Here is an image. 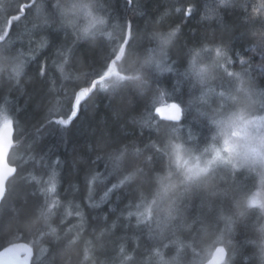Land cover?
Here are the masks:
<instances>
[{
	"label": "trees",
	"instance_id": "trees-1",
	"mask_svg": "<svg viewBox=\"0 0 264 264\" xmlns=\"http://www.w3.org/2000/svg\"><path fill=\"white\" fill-rule=\"evenodd\" d=\"M111 70L121 78L96 87ZM170 105L178 123L155 112ZM239 114H264V0H0V128L12 125L16 168L0 250L203 264L223 246L224 264H264V208L249 205L262 168L190 176L176 159L177 143L199 152Z\"/></svg>",
	"mask_w": 264,
	"mask_h": 264
},
{
	"label": "rangeland",
	"instance_id": "rangeland-1",
	"mask_svg": "<svg viewBox=\"0 0 264 264\" xmlns=\"http://www.w3.org/2000/svg\"><path fill=\"white\" fill-rule=\"evenodd\" d=\"M108 75L107 78L110 80H100L96 87L106 89L121 78L114 70L109 71ZM83 95L82 92L78 96L74 104L75 111ZM164 108L158 106L155 112L158 113ZM74 116L75 113L72 117ZM5 125L11 124L8 120H4L1 127ZM218 134V142H212V145L199 152L188 149L189 147L183 143H177V146H180V151L176 155L178 167L190 176H198L217 165L241 167L248 164L252 167L260 166L262 168L260 174L264 176V114L257 116L239 114L227 122H222ZM183 136L185 137L183 140L190 138L187 134ZM249 205L264 208V194H255Z\"/></svg>",
	"mask_w": 264,
	"mask_h": 264
},
{
	"label": "water",
	"instance_id": "water-1",
	"mask_svg": "<svg viewBox=\"0 0 264 264\" xmlns=\"http://www.w3.org/2000/svg\"><path fill=\"white\" fill-rule=\"evenodd\" d=\"M182 111L177 105H172L158 112V117L164 121L178 123ZM15 146L14 131L11 125L0 129V205L5 196L8 181L15 175L16 168L9 164V155ZM34 250L27 243H12L0 250V264H32ZM227 259L225 247L218 246L210 258L203 264H224Z\"/></svg>",
	"mask_w": 264,
	"mask_h": 264
}]
</instances>
